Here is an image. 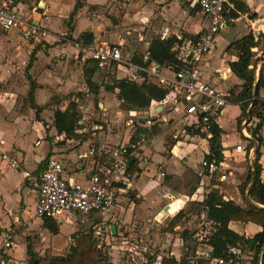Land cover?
<instances>
[{
  "label": "crops",
  "instance_id": "1",
  "mask_svg": "<svg viewBox=\"0 0 264 264\" xmlns=\"http://www.w3.org/2000/svg\"><path fill=\"white\" fill-rule=\"evenodd\" d=\"M57 1L58 0H25V2L18 5V9L26 19L33 21L35 25L41 26L49 31L50 37L47 39H34L28 41L22 39L16 32H5L0 30V33L4 34L5 37H8L9 41L16 43L17 47L18 44L27 45L32 51L30 59L31 56L35 54V60L32 67L30 69L27 67V80L22 83L13 84L10 92L5 93L4 98H0V105H3V108L0 107L2 108L1 112L3 113H0L2 116L0 117V120L2 121L3 119L4 121L0 124V143H3L4 150L15 152L18 159L21 160L24 170L32 173L41 172L45 169L47 163L54 159L63 164L68 178L84 183L92 170L108 167V162L105 158H83L90 146L98 143L107 146L130 145L135 143H131L132 137H129V140L126 139L128 141L127 144H121V137L111 134L107 136L105 133L99 131L95 132L94 127L92 128V132L95 133L84 136L83 138H78V134H89L91 132L87 127H80L81 124L79 125L75 136L73 138L66 139V136L59 135L55 128V113L53 117L54 120L47 119L45 114L47 112V106L50 103V99H68L66 100L67 105L63 108L64 110L57 109L56 111H66L69 104L72 102H75L79 109L80 106L78 105V99H102L99 107L101 112L104 114L109 111L110 106L112 107L114 102H118L117 109H121L120 105L125 104V102H121L122 100L120 99L119 89L116 87V83L120 80L127 82L130 81L127 79L125 71L118 69L116 66L109 67L107 70H101L98 66V71L92 80L94 84L98 85L97 92L88 86L84 71L87 61L91 59H89L86 47L95 41L103 44L108 43L110 45L121 46L124 55L136 60L139 56L148 53L149 46L155 39L159 38L167 40L171 37H175L180 41L182 39L198 37L202 31L207 28L208 19L204 16L198 6H196L194 0L193 2L189 0H139L137 9L138 12L134 15V18L131 21L133 30L124 31L122 27L125 26L124 24L126 23L122 21V24L115 26V29L118 28V30L113 31L114 34L112 37H102V32L98 31L95 25L91 24V21L84 23L81 19L83 12L89 8V5L93 4L91 0L87 1V6H81L76 15L73 17V19L75 17L78 19V25L75 29L69 27L67 28L65 20L68 17L71 19V14L74 12L78 0H70V2H68V0H63V2L68 3V6H66L67 8L62 6L58 8L59 5H57ZM231 1L242 3L245 8L250 11V13H256L258 15V19L261 16H264V0ZM59 2L60 1H58V3ZM37 3H39L42 8L38 12H34L32 9L35 5H37ZM237 13L238 18L232 19L229 17L230 22L228 23V26L218 35L214 49L201 65V74L204 80L214 84L220 91L225 93L229 99L231 97L230 90L228 88L223 90L221 85L223 83H227L230 78H235L236 80L239 79L233 74L230 68V63L237 61L238 58L229 53L234 49L232 48L228 50V48L234 42L242 39L252 32L251 25L254 26L252 22H256L258 20L252 21L249 19L247 14L239 11ZM54 17H58L61 20V29H59L58 32L51 31L47 28L46 24H43V21L49 23ZM102 26L104 27L105 24L100 23L97 28H101ZM70 29L72 30L70 31ZM84 33L92 35V39H89L91 41L87 44L81 39V36ZM229 35H231L230 38H228ZM60 36L65 37L63 41H61ZM223 42H225V45H222ZM38 43H46L48 45H43V49H41ZM219 46L222 47V51H218ZM4 53L0 52V62L2 59L1 56H3L2 54ZM78 64H80V66H78ZM222 74L224 75L223 80L219 79V75L221 76ZM79 76L84 82L78 88ZM100 76L112 79V82L109 83V81H101L99 79ZM31 92L33 93V98L30 97ZM20 96L23 97L22 99H29V104H27V109L21 110L20 108H17L15 110ZM109 99L112 100L110 101ZM163 101H153L150 107L146 110H129L127 107L124 108L122 105L124 109H121L119 114H128L130 116V119H128L126 123V126L129 128H134L133 125H129V123L131 120H134V118L140 115L141 112H143V114H148L150 119H154L155 123H169L172 119L174 120V113L179 114L180 117L184 116L186 109L185 101L179 100L178 102H175L172 98H168L167 102ZM230 106H233V104L231 103L228 107ZM117 111L118 110H116V113ZM168 111H171L170 114L167 113ZM225 111L226 110H224L223 115L225 114ZM241 115L242 112L239 107V115L237 118ZM83 117L85 116L83 115ZM257 122L261 123L258 120ZM46 124L48 125L46 126ZM99 125L102 126V124ZM219 127L224 131L221 136L220 161L225 163V166L230 173L228 181L224 183H229L231 177L234 176L231 168V162L233 160L237 161L238 159L243 162L249 160L251 165L253 164L251 171V175L253 176L252 184L255 183L254 179L256 176V170L254 164L257 158L256 153L258 149L261 153L259 164L262 168V173L264 174V146L260 147V143L256 139L251 138L252 140H249L251 142V147H249V149L252 148V153H248L247 155L236 154L234 153V148L238 144L234 145V142L238 139V137H236L235 134L233 139H229L228 135H226L227 132L224 126L220 124ZM188 130L193 132L190 126L188 127ZM260 132L264 138V125ZM30 133H35V136L31 138L29 136ZM193 134L203 136L195 132H193ZM174 138H177V136H174ZM225 139H228V141L225 142ZM245 139L246 138L243 137L240 142ZM203 141L205 143H209L204 136ZM181 143L183 144V142H177V144L172 146L169 151L163 150L162 152L160 151V153H165L166 155L171 154L173 157L175 156L174 158H176L182 152H190L189 149H180L178 155H176L174 150L176 147H179ZM73 147H77V149L71 151ZM208 150V148H205L202 152L201 159L199 161V168L201 160ZM145 151L146 149L143 147V154L148 157ZM157 152L158 151H156V153ZM171 157L169 156V158ZM148 158L150 162L147 164H139L138 160H131L129 165H133L132 171L128 170L130 179L127 182L126 188H124V192L119 196L117 206L113 211L114 215H112L115 218L127 216V218L137 220L149 215L154 216L161 212L164 205L167 203L164 197L165 193H163L165 192L164 188L161 186L163 177H161V175L159 176V173L164 171L166 176L168 170H170V165L172 164H166L161 160L156 161L162 165L161 168H158L153 166L155 162L152 161L151 155H149ZM152 166L154 168H152ZM153 170L155 172H152ZM200 175H204L202 171H200ZM262 182L264 183V179ZM252 184L250 183L249 189ZM202 189L203 187L190 197L194 198L191 202H202L205 199L206 194ZM249 189L246 190L244 198L240 195V203H237V205L242 208L247 209L248 204L256 205V202H254L248 195ZM131 190H135L137 192V197L140 199L139 203H132L129 205V200L123 196L128 194ZM200 190H202L201 195L198 193ZM211 190L214 189H210L209 191H206V193ZM34 195L35 201L31 206L29 199L30 197L34 199ZM37 197V193L27 185L21 171L14 170L8 167L6 163L0 161V230L17 224L15 226H17L16 229L19 231L21 227L19 219L22 218L23 221L27 223L28 219L32 216L36 219L34 224L29 223L30 228L39 223L43 227V220L36 217ZM223 197L224 200L231 201L226 196ZM30 207H32V209ZM20 208H22V211H18ZM73 216L75 217L77 223L80 219L76 215ZM101 219L103 220L104 217L93 216L89 218V220L96 223L97 221L100 222ZM64 222L65 220L58 222V224H63ZM61 228L62 226H60V231ZM229 228L235 233L250 239L262 231V227L251 222H231ZM44 230L45 232L51 234L47 229L44 228ZM168 236L169 237L166 238L168 239V246H166L164 241H162V252L160 254L154 253L152 260H155L158 256V259H160L158 264H161L163 258L175 257L179 264H183L180 260L181 251L177 254V249L172 248V236ZM17 239L20 240L21 236L17 235ZM20 245H23V250L21 252L23 259L26 257V247L23 243H19L18 248ZM174 246L176 247V245ZM15 247L16 246H14L12 252L15 251ZM171 253H173L172 256H170ZM245 253L246 252L242 253L241 256V259L243 260L242 264H254L253 252L248 251L249 255H252L253 257H248ZM10 257L11 262H17V259H15L12 254H10ZM114 257H116L115 260L119 262V257ZM248 258L250 260H248ZM246 260L248 261L245 262Z\"/></svg>",
  "mask_w": 264,
  "mask_h": 264
},
{
  "label": "built area",
  "instance_id": "2",
  "mask_svg": "<svg viewBox=\"0 0 264 264\" xmlns=\"http://www.w3.org/2000/svg\"><path fill=\"white\" fill-rule=\"evenodd\" d=\"M193 2V0H189ZM25 0H0V30L16 32L24 40H45L50 37L48 30L29 21L18 9V5ZM204 16L208 19V26L196 38L182 39L176 44L173 51L176 58L182 63V67L175 69L163 66L150 59L148 53L139 56L136 60L124 55L121 46L110 45L95 41L86 47L89 59L97 62L101 70L116 66L125 71L127 79L136 84H154L167 92L163 102L168 98L178 102H186L183 118L190 122L193 132L205 135L206 140L213 137L212 125H220L224 110L231 105L227 95L220 91L214 84L204 80L201 74V65L215 47L218 35L230 22L228 14L238 12L236 1L231 0H194ZM227 7V9H226ZM38 3L33 7L34 12L41 9ZM9 72V70H8ZM224 75H219L223 80ZM124 103V100L121 101ZM79 125L83 124V106L79 107ZM83 113V115H82ZM249 117V113H248ZM154 119H149L148 126L154 125ZM131 120L129 125H133ZM248 119L243 121L242 134L247 133ZM95 131H101L102 126L96 124ZM247 136V135H246ZM236 145L234 153L247 155L252 153V148L247 149L252 140L247 138ZM39 144V143H38ZM147 144L137 141L132 145L107 146L96 144L89 147L83 158H105L108 167L91 171L84 183L71 180L66 176L63 164L58 160H50L45 169L38 173L24 170L21 160L14 151H6L3 143H0V161L8 167L21 171L27 185L37 193L36 217L39 219H51L62 222L69 215H76L84 223L93 216L111 217L117 206L119 196L124 192L130 179L128 173L129 162L138 160L139 164H147L149 158L144 156L143 147ZM247 144V145H244ZM174 149V148H173ZM173 151V150H171ZM160 168L161 163L155 162ZM203 174L211 180L220 183L228 181L230 173L225 163L218 160L210 150L206 151L200 163ZM165 177V172H160ZM125 186V187H123ZM167 203L161 212L149 219L148 224L161 226L165 219L178 215L184 211L185 204L194 198L185 197L179 199L171 192L164 195ZM116 226V235H113L111 226ZM97 247L101 250L110 242L106 238L121 239V246L117 250L119 262L117 264H158V256L155 260L148 257V250L142 249L137 244H131L125 237L130 231L127 223H117L108 219L106 223L97 222L94 228ZM168 239L164 244L168 246ZM15 246L14 235L11 230H0V264H11L10 253ZM173 253L170 254L172 256ZM112 256V255H111ZM240 248H228L222 256H215L213 250L206 245V239L199 241L194 251L191 264H242ZM154 257V255H153ZM101 264H112L110 254L104 255Z\"/></svg>",
  "mask_w": 264,
  "mask_h": 264
},
{
  "label": "rangeland",
  "instance_id": "3",
  "mask_svg": "<svg viewBox=\"0 0 264 264\" xmlns=\"http://www.w3.org/2000/svg\"><path fill=\"white\" fill-rule=\"evenodd\" d=\"M58 1L60 2L58 3ZM58 1V8H60V6H68L67 2H63V0ZM79 1L81 2V5L83 7L88 5L87 1L89 0ZM68 2H70V0H68ZM91 2L93 4L89 5V8L86 9L85 12H83V14L81 15V19L84 23L91 21V24H94L96 29L102 32V37H112L114 34L113 31L118 30V28L115 29V26H117L118 24H122V21L126 23L124 24L125 26L122 27L124 31L133 30L131 21L134 18V15L138 12L137 9L139 0H91ZM260 20H264V16H261L256 22H252V24H256ZM77 22L78 19L76 17L74 19H70L68 17L65 20V25L67 26V28L69 27L75 29L78 25ZM100 23L105 24V26L97 28ZM43 24H46L47 28H49L51 31L58 32L59 29H61V20L58 17L52 18L49 23L43 21ZM251 29L252 31H255L253 25H251ZM258 32L264 33V30ZM230 36L231 35H229L228 38H230ZM64 38L65 37L60 36L61 41H63ZM45 44L46 43H38L41 49H43V45ZM47 45L48 44H46V46ZM222 45H225V42H223ZM218 48V51L223 50L220 46ZM0 52H5L4 54H2L3 56H1L2 59L0 62V98H4L5 93L10 92L13 84L22 83L23 81L27 80L28 75L26 74V71L30 62V54L32 53V51L27 45L24 44H18L17 47L16 43L9 41L8 37H5L4 34L0 33ZM253 52L255 54L254 61H257L256 77L258 78L260 75V70L262 66H264V43H262L258 48L253 49ZM229 53L232 56L238 58L239 53L236 50H232ZM78 66H80V64H78ZM99 79L104 82H112V79H107L101 76L99 77ZM83 82V79L79 76L78 88L83 84ZM243 84V81L236 80L235 78H230L227 83H223L221 85V88L223 90H226L227 88L230 90V101L233 106L227 107L225 109V114L223 115V117H221L219 124L224 126L227 132L226 135H228L229 139H233L236 134V137H238V139L235 140L234 145L240 144V140L243 139V137L241 136H243L242 129L243 121L245 120V118L246 120L248 119V124L250 125L247 126V136L245 135V137L247 138H253L252 133L253 131H255L257 125L259 124L257 120L260 122L263 121L264 125V106H262V103L264 102V88L260 92L261 99H257V103H255V105L246 107V114H242L239 118H237V116L239 115V107L240 111L243 112V103L245 104L247 102V100H245L241 103L236 99V96H238L242 91ZM22 98L23 97L20 96V99H18L15 110L17 108H20L21 110L27 109L26 107L27 104H29V99ZM66 100L68 99H50V103L47 106V112L45 114L47 119L54 120L53 117L55 111L57 109H63L67 105ZM109 100L111 101L112 99ZM78 101V105L80 107L83 106L82 112L84 111L85 113V117H83V124L80 127H87L91 131L89 134H78V138H83L84 136L91 135L92 133L97 132H92V128L96 124H102L103 130L99 132L105 133V135L107 136L111 134L121 137V144H127L128 141L126 139L129 140V137L131 138L134 135H137L138 141L143 142V140H146L147 144L145 145V152L148 157L149 155H151L153 162L161 160L166 164L173 165H170V170H168L166 176L163 177V181L161 184L165 191L163 193L171 192L177 198L184 199V196L191 197L194 193H197V191L203 187L202 190L205 191V194H207L206 191L214 189L217 190L222 196H226L228 199L234 201L237 204L240 203V195L244 198L242 191L244 187L246 190L249 189V183L251 181V171L253 168V164L251 165L249 160L243 162L238 159L237 161L233 160L231 162V168L234 176L231 177L229 183L221 184L217 181L211 180L206 174L202 176L200 175L201 170L199 168V161L204 149L208 148L210 150L209 143H205L203 141V136L193 134L192 131L188 130L190 122L186 121L182 116L180 117L179 114L174 113V120L172 119L171 121H169V123H155V121H153L155 123L153 126H147V122L150 117L148 116V114H143V112H141L140 115L134 118V128H129L128 126H126V123L128 119H130V116L128 114H119V112H121V109H124L126 107L125 104H121V109H117L118 102H114L112 107L110 106L109 111L104 114L103 112H101L99 107L102 99H78ZM122 105L124 108L122 107ZM0 107L3 108V105H0ZM2 108H0L1 114H3L1 112ZM116 110H118L117 113ZM170 112L171 111H168L167 113L170 114ZM0 117L2 116L0 115ZM2 122H4L3 119L2 121L0 120V124ZM47 125L48 124H46V126ZM34 134L30 133L29 136L32 138L35 136ZM257 135L258 137L263 139L262 142H259L260 147L264 146V138L262 137L261 132H259ZM174 136H177V138H174ZM258 137H255V139L259 140ZM227 141L228 139H225V142ZM177 142H183V144L181 143L180 146L176 147V149L174 150L176 155H178L180 149H189L190 152H182L176 158H174L175 156L173 157V155L169 153H167L169 155L160 153V151L162 152L163 150L169 151V149L177 144ZM249 147H251L250 144H248L247 149ZM75 149H77V147H73L71 151H74ZM156 151L158 152L156 153ZM169 156L172 157L169 158ZM153 166L155 167L156 164L154 163ZM153 166L152 168H154ZM158 166H160V168L162 167V165ZM152 172L155 171L153 170ZM260 179H264V174L262 173V171L260 174ZM202 190L198 192L199 195H201ZM137 195L138 194L135 190H131L128 194L123 196L129 200L128 204L131 205L132 203H139L140 199L137 197ZM34 201L35 195L34 199L32 197H30L29 199V203L31 206L32 204H34ZM198 203L200 202H187V204H185L184 211L181 213L182 215L179 218H176V215L172 217L170 216L169 218L167 217L164 224L161 226H152L148 224L149 219H152V217H154L155 215L145 216L141 219L135 218L137 220H133V218L130 219L127 218V216H122V218H115L113 214L111 216V220H115L119 224H122L123 221L124 223H127L130 227V231L125 234L126 239L131 244L139 245L142 249H144V251L148 250L149 252H146V254H148V257L150 259L153 258L154 253L160 254L162 252V241L169 237L168 235H171L173 239L172 248L177 249V254H179L181 251V263L191 264L194 251L198 246L199 241H201V238L205 240L206 237H208L213 231L212 223L208 221L203 208L198 206ZM248 205L251 206L252 204ZM124 206L126 205L124 204ZM30 208L32 209V207ZM18 211H22V208H20V210ZM107 217L108 216L104 217L103 220L101 219L100 223H106L110 218L108 217L107 219ZM35 219L36 218L32 216L26 223L22 218H20L19 223L21 227L19 231L16 229L17 226H15L17 224L9 227L14 237L16 236L14 238L16 246L15 251L11 252L10 254H12L15 259H17V262H11V264H49L50 259H52L53 257H63L72 252V248L75 246L74 240L77 235H79L80 233L88 232H92L95 235L96 231L94 229L96 222L87 219L84 223H82L81 220H78V222L76 223L75 217L73 215H70L66 217L63 224H59L60 226H62V228L60 234L56 236L45 232L40 223L34 225L33 227L31 226L32 228H30L29 223L34 224ZM9 228L6 229L8 230ZM17 235L21 236V241L17 239ZM106 240L110 242L111 246L106 245L103 249H101V251L103 255L110 254L112 264H117L118 262L117 260H115L116 257L114 256H117V250L121 246V240H124V238L121 239L120 237L118 240L113 238H106ZM19 243H23L26 247V257L23 259L21 256L23 245H20L18 248ZM174 245H176V247ZM28 246L32 248L33 259L27 254ZM245 254L248 257L252 256L249 255L248 251H246ZM248 260L250 259L248 258ZM248 260H246L245 262H247Z\"/></svg>",
  "mask_w": 264,
  "mask_h": 264
},
{
  "label": "trees",
  "instance_id": "4",
  "mask_svg": "<svg viewBox=\"0 0 264 264\" xmlns=\"http://www.w3.org/2000/svg\"><path fill=\"white\" fill-rule=\"evenodd\" d=\"M81 2L78 0L74 12L71 14V19L76 15L81 8ZM199 8V7H198ZM237 11L248 15L249 19L256 21L258 15L256 13H250L242 3L236 2ZM230 18H238L237 12H230L228 14ZM259 29H264L263 25H260ZM72 29H70L71 31ZM84 43H89L92 39V35L84 33L81 36ZM179 40L175 37H171L167 40L155 39L151 42L148 55L152 61H155L163 66L179 69L182 67V63L176 58L173 51ZM264 43V33H260L259 37H256L254 31L250 32L247 36L234 42L229 48L236 50L239 55L237 61L230 63V68L233 74L241 81L242 91L236 96L237 101L247 102L243 103L242 114H246V107L255 105L257 99H261L260 92L264 88V66L260 70V75L256 77L257 65L254 61L255 54L253 49L258 48ZM35 60V54L31 56L28 69L32 67ZM138 61V60H136ZM98 71V64L93 60H88L85 67V77L88 86L97 92L98 85L92 82L94 75ZM116 87L119 89V96L121 100H124L127 109L129 110H146L150 107L153 101H163L166 98L167 92L155 85L143 83L141 85L120 80L116 83ZM30 97L33 98V93H30ZM229 99V98H228ZM231 99V97H230ZM229 99V101H230ZM264 106V102L262 103ZM80 113L78 106L75 102L69 104L66 111L55 112V128L59 135H65L66 139L73 138L79 128ZM263 128V121L259 123L253 131L252 136L258 137V133ZM213 134L212 139L209 140L210 153L220 160L221 159V136L224 131L218 126L213 124L211 128ZM198 134V133H197ZM205 136V135H203ZM137 135H134L131 139V143L137 142ZM258 142H262L263 139L258 137ZM132 145V144H130ZM257 158L255 161V183L253 182V176L251 175L252 184L248 195L256 202V205H248V208H242L233 201H226L224 197L217 191L211 190L205 196V199L198 203V206L203 208L204 213L210 223L213 225L212 233L206 237V245L209 246L215 256L219 257L224 254L228 248H240L242 253L246 251L253 252L254 264H264V183L260 179L262 168L259 164L261 157L260 150H257ZM133 165L129 167L132 171ZM249 183V184H250ZM243 195L246 194L244 187ZM183 212V211H182ZM180 212L176 215L179 218L182 214ZM231 222H244L254 223L262 227V231L255 235L253 238H246L241 236L229 228ZM43 227L47 229L52 235L60 234V225L51 219H43ZM92 232L80 233L75 237V246L72 248V252L63 257H53L50 259L49 264H101L104 261V255L102 251L97 247V238ZM27 253L29 256H33L32 248L27 247ZM33 259V258H32ZM161 264H179L175 257H165Z\"/></svg>",
  "mask_w": 264,
  "mask_h": 264
},
{
  "label": "water",
  "instance_id": "5",
  "mask_svg": "<svg viewBox=\"0 0 264 264\" xmlns=\"http://www.w3.org/2000/svg\"><path fill=\"white\" fill-rule=\"evenodd\" d=\"M260 25H263L264 26V20H260V21H258L257 23H256V26L254 27V29H255V35H256V37H259V32L258 31H256V28H259L260 27ZM131 163V161L129 162V164ZM254 182H255V179H254ZM111 231H112V233H113V235H116V226H111Z\"/></svg>",
  "mask_w": 264,
  "mask_h": 264
},
{
  "label": "bare ground",
  "instance_id": "6",
  "mask_svg": "<svg viewBox=\"0 0 264 264\" xmlns=\"http://www.w3.org/2000/svg\"><path fill=\"white\" fill-rule=\"evenodd\" d=\"M256 26V24H254V27ZM261 30H264V29H259V28H256V31H261Z\"/></svg>",
  "mask_w": 264,
  "mask_h": 264
}]
</instances>
